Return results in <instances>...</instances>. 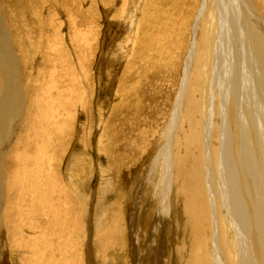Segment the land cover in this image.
Wrapping results in <instances>:
<instances>
[{
    "label": "bare ground",
    "instance_id": "1",
    "mask_svg": "<svg viewBox=\"0 0 264 264\" xmlns=\"http://www.w3.org/2000/svg\"><path fill=\"white\" fill-rule=\"evenodd\" d=\"M169 1L166 0V3ZM204 2H210L211 4L209 9L206 8L209 13L207 19L209 20V24L207 23L204 27V22H201L203 13L199 25H197L200 31L208 27L209 37L208 40L203 39L204 46H206L204 51L198 53L197 48L196 52L200 55H194L195 58L197 57V63L194 61L195 67L192 68H194V71L197 68L198 70L206 71L210 68V74L205 73L204 77H202L204 82L202 89L204 88L205 94L208 95L206 98H208L209 104H207L208 107L204 106L202 108L204 110V115H201L202 113L200 114L203 116H200L201 118H205L208 111L209 114L208 116L206 115L208 121L207 123H205L206 121H202L203 123H194L195 121L192 120L190 116V114L194 112V115L199 112L200 105L198 104L197 106L195 99H189L190 94L193 95V79L199 78L200 76L197 71H193L189 84L188 81H186L183 86L182 96L178 103L175 104L176 108L170 125L167 126L166 132L164 131V134L161 135L156 143L159 148L157 147V151L149 155L148 161L145 164L146 170H148L149 173L144 172V175L151 178L152 181L155 180L153 184L156 186L153 193H148L150 195L149 203L151 204H149L147 210L145 209L142 213H140L141 206L139 208L137 207L139 210L134 209L136 204L134 202L137 198L139 199L138 196L134 199L135 193L138 194L135 184L130 187L126 200L122 198L123 201L127 202L126 205L130 207V210L134 211L132 216V213H130V215L128 214L130 224L129 246L132 247L133 250L130 264H167V262L169 264V251H166L164 237L168 227H170V230L171 227H178V231L189 234L188 238L195 239L196 243L195 248L191 250L192 253L190 252L186 257L183 251H179L180 253L177 252L175 258L172 257L176 261V264H264V0H204ZM35 6L36 5H34V7ZM33 10L36 9L34 8ZM34 15H36V13H34ZM158 18L157 20H159ZM180 18L178 17V20ZM13 20L14 19H12V21ZM99 20H101V18ZM17 22L19 23V21ZM35 22L36 21H34V23ZM2 26L3 28L5 27L4 25ZM3 28L0 25V255L8 253L10 257H12L10 259L13 264H84L85 255L87 253L88 258L85 263L92 264L94 261L93 247H96L97 251L105 250L108 253L110 251V246H113L117 241L122 243L119 235L121 222L118 218H121V214L123 215V213L114 214L115 220L111 227L110 224H108L109 222L107 223V219L110 215L108 213V208L111 205V201L107 200V198L110 197V190L108 188L109 185L111 186V184L114 183V178L112 177L109 179L107 183L108 188L105 193L106 203L104 216L96 223L99 229L96 238L91 228L88 229L87 225L84 224L85 219L82 217V213L84 212L77 210L76 200L83 203L85 208L87 202L85 201L86 198L84 199L83 195L77 193V190L74 189L71 180H69L70 178H67V174L71 172L69 169L71 167H69L70 162L67 165V170L65 168V172L67 171L68 173L64 174V176L58 177L48 172L46 168H51L52 166L51 152L55 147V145L50 143V140H52V138L56 140L55 135H57V140L62 143L61 138L63 136L68 138L69 136L67 133V122L71 120V107L65 106L66 108H61L58 114L52 115V118H48V113L45 114L39 109L40 106L39 108H34L33 100H36L35 98L39 96L37 95L39 88H34V91H32V86H30V84L25 88V85L21 82L22 77H20L19 72V69L24 71V66L28 62L26 61L28 55L25 54V50L23 51L24 48L18 49L17 42H15L17 37L13 40V31L10 28H7V31L5 30L6 28ZM184 30L186 31V29ZM76 32L74 34H76ZM78 33H80V31ZM199 33L197 32L198 36L200 35ZM144 34L146 37V33ZM98 37L99 35H97L96 38ZM46 38L49 37L47 36ZM169 38L167 37V39ZM137 39H140V37ZM128 40H130V38ZM179 40L181 41L182 39ZM209 40L211 43H209ZM24 41L26 42V40ZM142 41L144 42V40ZM130 42L132 43V40ZM27 45L25 47H27ZM94 45L95 44L92 46ZM169 48L170 47H168V49ZM100 49L102 50V48ZM132 49L134 50V48ZM114 56L115 55H113V57ZM67 58L66 56V59ZM46 59L45 62L47 61ZM109 59H112L111 56ZM190 59H192L191 55ZM208 60L210 61L208 62ZM152 61L154 63V60ZM168 62L170 61L168 60ZM108 68L111 69L109 66ZM113 69H115V66ZM60 72L62 71L60 70ZM98 74H101V72H98ZM139 75H143V73ZM123 80L124 79H122V81ZM142 81L144 82V80ZM108 83H110V80ZM131 83L132 81H130V84L128 83V86L131 85ZM32 85L35 87L39 85L38 82H36V77ZM131 86H129V88ZM114 87L113 84V88ZM40 89L42 90V88ZM53 90H55V87ZM116 96V99H118V95ZM98 97L100 98V95H98ZM207 100L206 102H208ZM216 101L219 102L218 105ZM56 103H54L51 108L54 112L57 106H55ZM45 104L49 105L50 102L44 100V105ZM130 104H132V102H130ZM24 107H26L25 124L22 128L25 130L19 132L16 141L12 144L10 140L13 138V135L16 134L14 124L21 116ZM192 107H194V109ZM111 116L112 108L110 109L108 118ZM214 118L220 119L222 123L216 124ZM46 122L54 123V129L51 130L53 131L52 138L51 133L48 132L47 129H44L43 124L46 125ZM103 123L108 124L107 120L105 122L103 121ZM106 124L103 125L104 131H101L102 133L98 136V140H107L104 134L106 132ZM185 125L188 127V130L183 142L180 139V134H182ZM12 127L14 129H12ZM106 127L108 128V125ZM193 136L194 142L195 140L198 142H195L198 144V149H195L196 147L193 145L195 148L191 150L193 146H189V154L185 148H188V145L191 144H187V147L185 144L192 140ZM183 137L184 136H182V138ZM202 138H204V140H202ZM42 139L45 141L43 142ZM47 140H49V142H47ZM39 141L41 142L40 145ZM10 143L12 147L8 146ZM103 143L101 144L103 145ZM104 145H106V143ZM97 146H99V143ZM182 149H185L184 153L188 156L185 157L186 155H184V159L183 156L179 154V150L181 151ZM104 152L101 153L104 154ZM196 152L198 154L194 156ZM186 162H189L188 167L185 166ZM97 166H99L101 170V163H98ZM184 168L188 173H184ZM141 175H139V180L142 178ZM151 180H149V182H151ZM143 186L145 188V185ZM150 190L151 189H149L148 192H150ZM153 203H158V206L153 209V212H156V214L154 213L153 222H151L153 228L149 227L151 231H148L146 228L149 226V220L152 219L150 217ZM225 209L228 210V214H226ZM114 227L118 229V233ZM163 227H165V231L162 232V235L158 234V232H161L159 230L164 229ZM146 230V234H148V232L150 233L147 240L141 243L144 240H142L141 236H143V232ZM207 231L211 233L210 240L206 236ZM120 245L117 244L115 249L118 250L117 248H120ZM122 248L123 246L121 249ZM84 249L86 252L85 254ZM115 249L112 250L115 251ZM102 255L100 254V257ZM1 258L2 256L0 259ZM108 260H110V257ZM108 260L107 258L106 260L101 259L99 260L100 263H97H107Z\"/></svg>",
    "mask_w": 264,
    "mask_h": 264
},
{
    "label": "rangeland",
    "instance_id": "2",
    "mask_svg": "<svg viewBox=\"0 0 264 264\" xmlns=\"http://www.w3.org/2000/svg\"><path fill=\"white\" fill-rule=\"evenodd\" d=\"M170 1L166 3V0L165 1L164 0H142V1L141 0H8V1L0 0V4H1L0 5V22H1L0 25L1 27L3 28L2 25H4L5 27L3 29L6 28L5 30L7 31V28H10L13 31L12 33L13 40H15V38L17 37V40H15V42H17L18 49L20 50L21 48L22 49L24 48L23 51L25 50L24 51L25 54L28 55V57H26L27 59L26 61H28L29 63L27 62V64L25 65L26 67L24 66V71H21L19 69L20 77H22V79L20 78L21 82L25 85V88L29 86L30 84V86H32V91H34L33 90L34 88H39L38 89L39 91L37 93V95L39 96L35 98L36 100H33L34 108H39L40 106L39 109H41L45 114L48 113L47 115L48 118H52V115L58 114L61 108H66L65 106L71 107L70 108L71 109L70 111L72 114L71 120L67 122V133L69 134V136L68 138L66 136H63L61 138L62 143H60V141L57 140L58 138L57 135H55L56 140L52 138L53 131L51 130L54 129V123L46 122L47 123L46 125L43 124L44 129L45 130L47 129L48 132L51 133L52 140H50V143H52V145H55L54 149L51 152L52 153V166L51 168L49 167H46V168L48 172H51L54 175L60 177L68 173L67 171L65 172V168L67 170V165L70 162L69 167L70 166L71 167L69 169L71 170V172L68 173L69 177L67 174V178L68 179L70 178L69 180H71V183L74 189L77 190V193H80L81 195H83L84 199L86 198L85 201L87 202V205L85 208L83 203H80L78 200H76L77 208H78L77 210L84 212L82 213L83 214L82 217L83 219H85L84 224L87 225L88 229L91 228L93 233L96 235V238L99 233V229L97 228L96 223L104 216V210H105L104 208H105V203H106L105 193L107 192V188H108L107 183L109 179H111L112 177L114 178V183H112L111 186L109 185V188H108L110 190V194H109L110 197H108L107 200L111 201L110 203L111 205L108 208V213L110 215L107 219V223L109 222L108 224H110V227H111L115 220L114 219L115 215L119 213L120 214L123 213V215L121 214V218H118L119 221L121 222V229L119 231V235L121 237L122 243L117 241L113 246H110V251L108 253L105 250L97 251V248L93 247L94 261L92 264H98L97 262L100 263L99 260L101 259L106 260L107 258L108 260L109 257H110V260H108L107 263H104L101 261L102 262L101 264L103 263L104 264H130L133 250H132V247L129 246L130 244L129 215L130 213H132L131 214L132 216L134 211L130 210V207L126 205L127 202L123 200L124 198L126 200L128 193L130 191V187H132L135 184L136 191L138 192L139 195L135 193L134 199H136L137 196L139 197V199L137 198L135 200L134 203L136 204H135L134 209L139 210L137 209V207L139 208L141 206L140 213H142L143 211H145V209L147 210V208L149 207V204H151L149 203L150 195L148 193L150 194L153 193L156 186H154L153 184L155 180L152 181L151 178H148V176L144 175V172L149 173L148 170H146L145 164L148 161L147 159L149 155L153 153L154 151H157V149L159 148L158 145H156V143L161 137V135L164 134V131L167 130V126L170 125L171 120L173 118V114L175 112V108H176L175 104L178 103L180 97L182 96L183 86L185 85L186 81H188V84H189V80L193 74L194 68L192 67H195V62L197 63V59H196L197 57L195 58V56H199L200 54L198 53H201L202 51H204L206 46H204L203 39L208 40V37H209L208 36L209 28L206 27L204 29H201L200 31V28L198 25H199L201 15L203 13L204 14H203V18L201 22H204V27L209 22V20L207 19H208V14H209L208 9L211 7L210 2L205 3L204 0H201V1L200 0H176V1L173 0V2L172 0ZM34 5L36 6L34 7ZM32 6H33V9L35 8L37 11L33 10ZM125 6H126V9H125ZM3 8L5 12L3 11ZM10 10H12L13 12ZM34 13H36V15H34ZM154 13L156 14V16L157 15L158 16L156 17ZM165 14L166 15L168 14V15L166 16ZM28 16L29 17L32 16V17H30L29 19ZM106 17L109 21L106 19ZM178 17L179 18L181 17L184 19L180 18L178 20ZM98 18L99 19L101 18V20H99ZM157 18L159 20H157ZM12 19L14 20L12 21ZM17 21H19V23ZM34 21L36 22L34 23ZM180 21H181V24H180ZM26 24H27V27H26ZM110 24H113V25H110ZM130 26L132 27L133 30L131 29ZM93 28H96V29H93ZM137 29H140V30H137ZM184 29H186V31ZM79 31L80 33H78ZM75 32L76 34H74ZM143 32L146 33L148 37L147 36L145 37V34ZM197 32L198 33L201 32L199 33L200 34L199 36L197 35ZM17 33H20V34H17ZM77 34L79 35L80 38L78 37ZM97 35H99L98 38H96ZM23 36L25 39L23 38ZM47 36L49 38H46ZM138 37H140V39H137ZM167 37L168 38L170 37V38L167 39ZM129 38L130 40H128ZM179 39H182L181 41L182 42L184 41V42L182 43ZM24 40H26L27 43ZM131 40H132V43L130 42ZM140 40H141V43H140ZM142 40H144V42ZM135 42H137L140 45H138ZM174 43H175V46H174ZM209 43H211L210 40H209ZM93 44H95L94 45L95 47L92 46ZM132 44L133 45L136 44V45L133 46ZM26 45L27 47H25ZM168 47H170L171 50L170 48L168 49ZM100 48H102V50ZM132 48H134V50ZM197 48H198V51H197ZM179 49H181L182 51ZM71 51H72V54H71ZM192 51L193 52L197 51L198 53L197 52L193 53ZM113 55H115L116 57L115 56L113 57ZM190 55L192 59H190ZM66 56L68 57L67 59H66ZM110 56L112 59H109ZM43 58L45 59L47 58L46 59L47 61L45 62V59ZM113 58H116V59H113ZM152 60H154V63ZM168 60L170 62H168ZM210 60H208V62ZM46 64H47V67L50 65L49 66L50 68L48 67L47 69ZM106 64L111 69H109ZM38 65H41V66H38ZM114 66H115V69H113ZM70 67H71V70H70ZM60 70L62 72H60ZM199 70L197 68L195 71H197L198 74H200L199 78L201 80L199 78L193 79V85H194L193 95L190 94L189 96L190 100H194V99L196 100L197 106L198 104H200L199 110H198L199 114L196 113L195 114L196 116H195L194 115L195 112H194L190 114V116L192 120L195 121L194 123H198V122L201 123L202 121H206L205 123H207L208 121L207 116L209 114L208 111L206 114L207 116L205 115V118H201L203 117L201 115H204V110L202 108L204 106L208 107L207 104H209V101L207 100L208 98H206L208 95L205 94L204 88L202 89V87L204 86L202 77H204L205 73L210 74V68H208L207 71L206 70L199 71ZM106 71L108 72L112 71L113 73L112 72L108 73ZM98 72L99 73L101 72V74H98ZM142 73L143 75H139ZM35 77H36V82H38L39 84L37 87L32 85ZM122 79L124 80L122 81ZM109 80H110V83H108ZM142 80H144V82ZM119 81H122V82H119ZM130 81H132L131 83L132 86L129 85L131 86L129 88L128 83L130 84ZM122 83H124L125 85ZM113 84L115 86L114 88H113ZM54 87H55V90H53ZM40 88H42V90ZM98 95H100V98L98 97ZM116 95H118V99L120 98L121 99L120 100L116 99L117 98ZM43 99L47 100V102L49 101L50 104L44 105ZM206 100L208 102H206ZM199 101H202V102H199ZM130 102H132V104H130ZM54 103H56L55 106L57 105L55 112L51 109ZM216 104L218 105L219 102L216 101ZM111 108H112V116L108 118ZM192 108L194 109V107ZM23 111L21 112V116H20L21 118L19 117L20 120L18 119V121L16 122L17 126H16V123L14 124L16 126V127L14 126L16 134L13 135V138L10 140L12 144H14V142L16 141L19 132L20 131L22 132L23 130H25L22 127L25 124L24 120H25L26 107H24ZM106 120L108 124L103 123V121L105 122ZM214 122L216 124L222 123V121L218 118H214ZM131 123L133 126L131 125ZM105 124L106 126L108 125V128L105 126L106 132L104 133L107 137V140L104 139V141L103 140L101 141V139L98 140V136L101 135L102 133L101 131H104L103 125ZM185 126H184V130L182 134H180V139L183 142L185 140L186 132L188 130V127L187 126L185 127ZM14 128L12 127V129ZM182 136L184 137L182 138ZM192 138L193 139L189 141L190 143L187 142L185 144V146L187 144H191V145H188V148H185L187 151L188 149L190 150L189 146L191 147L193 145L196 148L193 146L191 147V150H194V148L198 149L197 147L198 144H196L198 142H196V140H195L196 143L194 142V136ZM202 140H204V138H202ZM40 141H39V145L41 143ZM42 141L44 142L45 140L42 139ZM47 142H49V140H47ZM98 143H99V146H97ZM101 143H103V145ZM105 143L106 145H104ZM10 144L8 146L12 147V144L11 145ZM185 149H182L181 151L179 150V154L183 156V159H184V155H186L184 153ZM101 152H104V154ZM188 153L190 154L189 151ZM197 154L198 153L196 152L194 156H196ZM185 157H188V156L186 155ZM98 163H101V166H102L101 170L99 166H97ZM185 166L188 167L189 162H186ZM183 171L184 173H188V171L185 168L183 169ZM139 175H141L143 179L141 178V180H139ZM79 179L81 182L79 181ZM149 180H151V182H149ZM159 180H160V177H159ZM143 185H145V188ZM147 189L148 190L151 189L150 192H148ZM157 206H158V203L152 204V211H151L152 213L150 217L152 219L149 218L150 219L149 226L148 228H146L148 229V231H151L150 228H153V225L151 222H153L154 215L156 214L155 211L153 212V209L157 208ZM225 212L226 214H228L227 209H225ZM163 228H164L163 230H159L161 232H158V234L162 235V232L165 231V227ZM171 230H170V227H168L164 235L165 243H166V251H169V258H168L170 262L169 264H176V261L174 260V258L177 255L176 253L179 251L180 252L183 251L185 253L184 256L186 257L191 252L192 248L193 249L195 248L196 243H195V239L193 240L192 238H188L189 234H186L185 232H182V231H178V227H171ZM116 231L118 233L117 228H116ZM146 233H147V230L143 232V236H141L142 240L144 239L141 243L147 240V237L150 232H148V234ZM210 235H211L210 231H207L206 236L209 240H210ZM117 244L118 245L121 244L123 246L122 249H121L122 247L121 245H120V248H117L119 251L115 249V246ZM209 248H210V245H209ZM112 249H115V251H113ZM97 252H98V255H97ZM85 253L86 252L84 249V254ZM100 254L101 255L103 254V255L100 257ZM1 256H2L1 258L2 260L0 259V264H13L10 259L12 257H10L8 253L4 255H0V257ZM87 258H88V255L86 253L84 264H86L85 262H87Z\"/></svg>",
    "mask_w": 264,
    "mask_h": 264
}]
</instances>
